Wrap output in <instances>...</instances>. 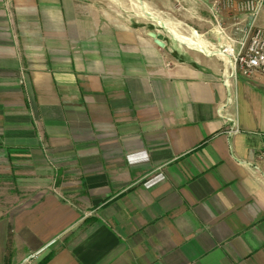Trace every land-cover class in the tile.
I'll use <instances>...</instances> for the list:
<instances>
[{"label":"crops","instance_id":"crops-1","mask_svg":"<svg viewBox=\"0 0 264 264\" xmlns=\"http://www.w3.org/2000/svg\"><path fill=\"white\" fill-rule=\"evenodd\" d=\"M215 2L176 0L201 50L118 0H0V264H264V73Z\"/></svg>","mask_w":264,"mask_h":264},{"label":"built area","instance_id":"built-area-1","mask_svg":"<svg viewBox=\"0 0 264 264\" xmlns=\"http://www.w3.org/2000/svg\"><path fill=\"white\" fill-rule=\"evenodd\" d=\"M238 6L247 18L235 22L233 30L225 25L219 7L211 9L214 22V33L219 38L220 51L231 62L234 77H252L256 73H264V28L257 25V18L264 6V0H230ZM240 12V13H241ZM238 131L233 124L230 133Z\"/></svg>","mask_w":264,"mask_h":264},{"label":"rangeland","instance_id":"rangeland-1","mask_svg":"<svg viewBox=\"0 0 264 264\" xmlns=\"http://www.w3.org/2000/svg\"><path fill=\"white\" fill-rule=\"evenodd\" d=\"M121 6V10L123 11V14H131L133 19H136L138 21V24L147 23L148 26H150L151 30L158 31L159 33H162L164 36L166 35L167 38L170 40V45L178 44L177 41L174 39L172 33H170L167 29L162 27L155 19L151 18L150 16H147L142 13L140 8V2L139 0H118ZM146 2V5L149 6V10L152 11L153 14L157 15L158 17H162L164 21L168 22V25L173 30L182 33L185 28H187L189 31L198 29L199 26L195 24L194 18H193V10L192 7H182L181 4L176 3V0H172V3L168 0V7L166 6V0H144ZM214 4V3H213ZM211 7H219L220 15L224 19V14L229 13H240L241 10L238 9L234 2L232 3L230 0H216L215 5ZM133 9L131 12L124 11L125 9ZM206 16L210 17V21H207L212 25L213 22V15L211 10L205 11ZM242 14V12L240 13ZM214 23V22H213ZM181 31V32H180ZM185 33V32H184ZM186 35L188 33H185ZM184 34V35H185ZM189 35V34H188ZM216 50L219 48V45L215 43Z\"/></svg>","mask_w":264,"mask_h":264},{"label":"bare ground","instance_id":"bare-ground-1","mask_svg":"<svg viewBox=\"0 0 264 264\" xmlns=\"http://www.w3.org/2000/svg\"><path fill=\"white\" fill-rule=\"evenodd\" d=\"M140 2V1H139ZM140 8L143 14L147 15V13H149L151 18H155L157 19L156 21L165 29H167L170 33H172L174 39L179 43V44H185L189 47H193V48H197V49H205V45L198 39L199 34L194 32V34L192 36H187L184 35L182 33H179L175 30H173L172 28H170V26L168 25V23L166 21H164L163 19L159 18L157 15L153 14L148 7H146L145 5L142 6V4L140 3ZM217 53L222 54L220 51H217ZM224 54V53H223ZM226 56V55H225Z\"/></svg>","mask_w":264,"mask_h":264},{"label":"water","instance_id":"water-1","mask_svg":"<svg viewBox=\"0 0 264 264\" xmlns=\"http://www.w3.org/2000/svg\"><path fill=\"white\" fill-rule=\"evenodd\" d=\"M139 1L142 4V6H144V2L142 0H139ZM147 15H150V14L147 13ZM151 36L155 38L156 42L159 45L164 46L165 44L163 41L164 36L161 33L151 32Z\"/></svg>","mask_w":264,"mask_h":264},{"label":"trees","instance_id":"trees-1","mask_svg":"<svg viewBox=\"0 0 264 264\" xmlns=\"http://www.w3.org/2000/svg\"><path fill=\"white\" fill-rule=\"evenodd\" d=\"M52 256V253H50L49 255H47L42 261L40 264H45Z\"/></svg>","mask_w":264,"mask_h":264}]
</instances>
